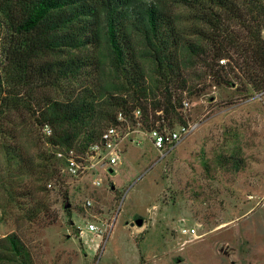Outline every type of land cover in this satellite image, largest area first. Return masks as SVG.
Returning a JSON list of instances; mask_svg holds the SVG:
<instances>
[{
    "label": "trees",
    "instance_id": "16d2710c",
    "mask_svg": "<svg viewBox=\"0 0 264 264\" xmlns=\"http://www.w3.org/2000/svg\"><path fill=\"white\" fill-rule=\"evenodd\" d=\"M171 2L186 12L175 13ZM192 54L202 57L215 84L236 83L248 96L263 92L264 0H0V149L7 171L23 180L36 169L45 190L58 184L68 198L73 176L59 153L84 152L119 112L133 118L140 108L146 128L186 124L182 93L192 61L185 55ZM23 113L42 132L51 129L37 159L19 142L12 115ZM217 162L236 171L245 163L224 154ZM15 201L28 219L48 211ZM5 215L1 209L0 221ZM0 264H35L15 231L0 238Z\"/></svg>",
    "mask_w": 264,
    "mask_h": 264
},
{
    "label": "rangeland",
    "instance_id": "374dc122",
    "mask_svg": "<svg viewBox=\"0 0 264 264\" xmlns=\"http://www.w3.org/2000/svg\"><path fill=\"white\" fill-rule=\"evenodd\" d=\"M185 59L192 63L182 97L190 106L182 111L187 123L199 125L165 157L140 135V143L124 148L122 163L103 173L101 186L92 185L93 176L69 178L65 198L54 182L45 190L36 169L23 180L13 177L0 149V214L7 209L0 238L17 232L35 264H264V93L248 96L236 83L217 85L202 57ZM12 118L19 142L37 159L45 134L26 113ZM222 154L241 156L244 167L221 166ZM15 199L48 211L28 219ZM87 199L93 202L88 209ZM91 221L101 234L89 229ZM198 224L204 236L182 233Z\"/></svg>",
    "mask_w": 264,
    "mask_h": 264
},
{
    "label": "built area",
    "instance_id": "2783aa9c",
    "mask_svg": "<svg viewBox=\"0 0 264 264\" xmlns=\"http://www.w3.org/2000/svg\"><path fill=\"white\" fill-rule=\"evenodd\" d=\"M221 64H227L228 59L222 57ZM264 93L261 92L260 94ZM190 102L183 101V108L188 109ZM198 123L181 124L176 128H146L143 124L142 110L140 108L134 111L133 118H130L119 112L117 115V123L107 126L101 133L99 141L91 144L84 152L78 153L70 150L66 154L59 153L60 156L66 157V165L64 171L74 178L89 175L92 178V185L95 187L102 185V175L104 172H110L116 165L122 163V154L127 144L140 143V135H144L150 139L153 146L162 154L163 157L174 147H176L184 138L196 130ZM43 132L47 135L51 134V129L46 126ZM93 206L91 199L85 201V208ZM90 220H95V215L89 214ZM91 231H95L98 235L102 233L100 226L91 221L88 224ZM201 224L197 227L184 228L183 234L190 235L193 238H200L204 234H200ZM82 232V230H80Z\"/></svg>",
    "mask_w": 264,
    "mask_h": 264
},
{
    "label": "water",
    "instance_id": "95a60500",
    "mask_svg": "<svg viewBox=\"0 0 264 264\" xmlns=\"http://www.w3.org/2000/svg\"><path fill=\"white\" fill-rule=\"evenodd\" d=\"M112 170H110V172H111ZM70 207V203L68 202V201H66L65 202V208H69ZM143 222H144V220H143V218H137L136 220H135V223L138 225V226H142L143 225Z\"/></svg>",
    "mask_w": 264,
    "mask_h": 264
}]
</instances>
